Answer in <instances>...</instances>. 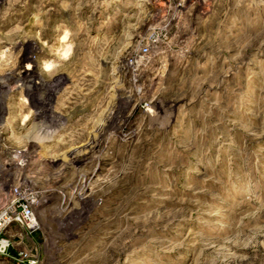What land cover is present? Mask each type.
<instances>
[{
	"label": "rangeland",
	"instance_id": "rangeland-1",
	"mask_svg": "<svg viewBox=\"0 0 264 264\" xmlns=\"http://www.w3.org/2000/svg\"><path fill=\"white\" fill-rule=\"evenodd\" d=\"M29 64L0 206L28 184L40 227L0 264H264V0H2L0 77Z\"/></svg>",
	"mask_w": 264,
	"mask_h": 264
},
{
	"label": "built area",
	"instance_id": "built-area-1",
	"mask_svg": "<svg viewBox=\"0 0 264 264\" xmlns=\"http://www.w3.org/2000/svg\"><path fill=\"white\" fill-rule=\"evenodd\" d=\"M174 6L175 10L182 12L186 0H165ZM166 27L165 25H163ZM152 28V32L147 40H162L159 32ZM151 51L148 45L142 46L140 49L139 61L146 64L151 59ZM35 191L28 184L12 183L10 185V194L7 201L0 206V257L7 258L13 246V227L34 232L39 229V220L37 212V204L34 198ZM38 193V192H37ZM26 254L20 252L16 259V264H36L35 260L26 259Z\"/></svg>",
	"mask_w": 264,
	"mask_h": 264
},
{
	"label": "bare ground",
	"instance_id": "bare-ground-1",
	"mask_svg": "<svg viewBox=\"0 0 264 264\" xmlns=\"http://www.w3.org/2000/svg\"><path fill=\"white\" fill-rule=\"evenodd\" d=\"M0 1H2V0H0ZM14 48V47H13ZM30 60V59H29ZM32 64H29L25 69H21V70H19L18 72H11L10 74H9V76H1L0 77V91L1 90H3L4 89V87L6 86V83H12V81H14V80H21V81H23L24 83H28L30 86L27 88L29 91H36V90H40V89H42V87H44L46 84H45V82H44V80L43 79H41L40 80V78H39V80L38 81H36L35 80V73L33 72V68H32V66H31ZM43 96V95H42ZM45 100H43V103L41 104V105H39L38 106V110L40 109V108H42L43 107V109H44V106H42V105H45ZM56 117V116H55ZM26 120L27 119H32V121L35 119V117L33 116V115H31V116H28V117H26L25 118ZM55 130L56 129H54V130H52V131H49V132H46L45 133V135L43 136L44 137V140L43 141H49V140H52L53 139V136H54V132H55ZM94 137H96V135L94 136ZM94 137H92V140H95V138ZM93 143V142H92ZM85 146V145H84ZM87 146V145H86ZM55 148V147H54ZM85 148V147H84ZM75 149V148H74ZM81 150V149H80ZM79 150V151H80ZM77 152H78V150H76ZM83 151H85V150H83ZM75 153V152H74ZM85 153V152H84ZM80 154V153H79ZM39 156V158L41 159V155H40V153L38 152L37 154H36V156ZM74 154L73 153H71V152H68V154H65L64 155V158H65V161L67 160V161H72V159H76L77 157L76 156H73ZM78 160V159H77ZM80 160V159H79ZM76 165V164H75ZM74 166V165H73ZM70 168H71V166H70ZM33 177H35L36 175H32ZM1 188V187H0ZM38 207H39V205H38Z\"/></svg>",
	"mask_w": 264,
	"mask_h": 264
}]
</instances>
